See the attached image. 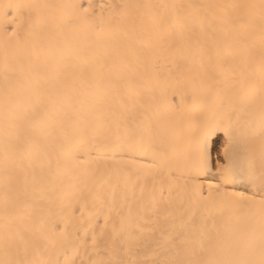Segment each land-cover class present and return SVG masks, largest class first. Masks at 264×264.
<instances>
[{
  "label": "bare ground",
  "instance_id": "6f19581e",
  "mask_svg": "<svg viewBox=\"0 0 264 264\" xmlns=\"http://www.w3.org/2000/svg\"><path fill=\"white\" fill-rule=\"evenodd\" d=\"M0 264H264V0H0Z\"/></svg>",
  "mask_w": 264,
  "mask_h": 264
},
{
  "label": "rangeland",
  "instance_id": "374dc122",
  "mask_svg": "<svg viewBox=\"0 0 264 264\" xmlns=\"http://www.w3.org/2000/svg\"><path fill=\"white\" fill-rule=\"evenodd\" d=\"M213 157L216 158V157H218V155L217 154H213Z\"/></svg>",
  "mask_w": 264,
  "mask_h": 264
}]
</instances>
